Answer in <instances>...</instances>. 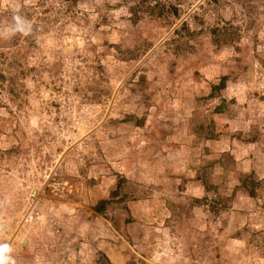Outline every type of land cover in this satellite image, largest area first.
Wrapping results in <instances>:
<instances>
[{"label": "rangeland", "instance_id": "1", "mask_svg": "<svg viewBox=\"0 0 264 264\" xmlns=\"http://www.w3.org/2000/svg\"><path fill=\"white\" fill-rule=\"evenodd\" d=\"M3 244L264 264V0H0Z\"/></svg>", "mask_w": 264, "mask_h": 264}, {"label": "clouds", "instance_id": "2", "mask_svg": "<svg viewBox=\"0 0 264 264\" xmlns=\"http://www.w3.org/2000/svg\"><path fill=\"white\" fill-rule=\"evenodd\" d=\"M14 20H15V25L11 29V31L12 32H16V31L24 32L25 26L21 18L16 16L14 17ZM10 251L11 249L9 248L7 244L0 245V264H14L12 257L8 255Z\"/></svg>", "mask_w": 264, "mask_h": 264}, {"label": "trees", "instance_id": "3", "mask_svg": "<svg viewBox=\"0 0 264 264\" xmlns=\"http://www.w3.org/2000/svg\"><path fill=\"white\" fill-rule=\"evenodd\" d=\"M251 189H253V188H251ZM253 194V190H250V193H249V195H252Z\"/></svg>", "mask_w": 264, "mask_h": 264}, {"label": "bare ground", "instance_id": "4", "mask_svg": "<svg viewBox=\"0 0 264 264\" xmlns=\"http://www.w3.org/2000/svg\"><path fill=\"white\" fill-rule=\"evenodd\" d=\"M28 218H30V220L28 221V222H30V221L32 220V216H29ZM28 218H27V219H28Z\"/></svg>", "mask_w": 264, "mask_h": 264}]
</instances>
